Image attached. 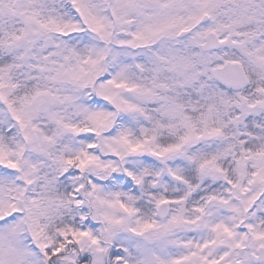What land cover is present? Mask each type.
Instances as JSON below:
<instances>
[{"label":"snow or ice","instance_id":"1","mask_svg":"<svg viewBox=\"0 0 264 264\" xmlns=\"http://www.w3.org/2000/svg\"><path fill=\"white\" fill-rule=\"evenodd\" d=\"M0 264H264V0H0Z\"/></svg>","mask_w":264,"mask_h":264}]
</instances>
